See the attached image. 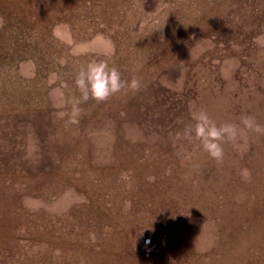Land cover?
Returning a JSON list of instances; mask_svg holds the SVG:
<instances>
[{
	"label": "rangeland",
	"instance_id": "374dc122",
	"mask_svg": "<svg viewBox=\"0 0 264 264\" xmlns=\"http://www.w3.org/2000/svg\"><path fill=\"white\" fill-rule=\"evenodd\" d=\"M93 60L140 87L82 98ZM199 111L243 131L219 161ZM243 117L264 129V0H0V264H264Z\"/></svg>",
	"mask_w": 264,
	"mask_h": 264
},
{
	"label": "clouds",
	"instance_id": "9594fccd",
	"mask_svg": "<svg viewBox=\"0 0 264 264\" xmlns=\"http://www.w3.org/2000/svg\"><path fill=\"white\" fill-rule=\"evenodd\" d=\"M75 84L82 98L91 96L97 101H103L125 89L137 90L140 87L139 80L135 78L131 81L122 80L118 69L109 67L105 60H93L83 66L76 75ZM192 119L195 121L194 128L186 134H194L200 141L201 150L217 161L223 158L222 144L225 140L235 142L238 137H243V131L236 125L225 123L218 126L203 111L193 112ZM242 123L257 132L264 130L251 117H243ZM234 146L239 149V145L234 143ZM150 243V238L145 240L146 245Z\"/></svg>",
	"mask_w": 264,
	"mask_h": 264
}]
</instances>
